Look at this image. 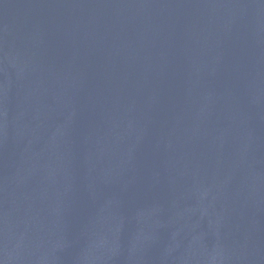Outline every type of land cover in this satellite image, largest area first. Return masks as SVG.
Instances as JSON below:
<instances>
[{"label":"water","instance_id":"obj_1","mask_svg":"<svg viewBox=\"0 0 264 264\" xmlns=\"http://www.w3.org/2000/svg\"><path fill=\"white\" fill-rule=\"evenodd\" d=\"M0 264H264V0H0Z\"/></svg>","mask_w":264,"mask_h":264}]
</instances>
